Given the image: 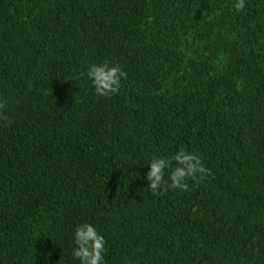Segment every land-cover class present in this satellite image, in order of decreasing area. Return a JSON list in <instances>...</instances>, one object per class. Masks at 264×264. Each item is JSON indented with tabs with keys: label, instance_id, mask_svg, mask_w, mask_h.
I'll return each mask as SVG.
<instances>
[{
	"label": "trees",
	"instance_id": "16d2710c",
	"mask_svg": "<svg viewBox=\"0 0 264 264\" xmlns=\"http://www.w3.org/2000/svg\"><path fill=\"white\" fill-rule=\"evenodd\" d=\"M0 0V264H264V0ZM124 72L99 97L87 69ZM210 169L153 196L146 161Z\"/></svg>",
	"mask_w": 264,
	"mask_h": 264
},
{
	"label": "clouds",
	"instance_id": "9594fccd",
	"mask_svg": "<svg viewBox=\"0 0 264 264\" xmlns=\"http://www.w3.org/2000/svg\"><path fill=\"white\" fill-rule=\"evenodd\" d=\"M233 8L241 12L245 8V0H235ZM86 75L95 94L105 98L118 92L124 78L121 66L107 61L90 65ZM2 109L3 104H0V110ZM146 166L148 171L144 175L153 196L162 195L161 189L187 191V181L201 183L210 174L202 157L183 147L166 156L153 154L146 161ZM72 243L71 255L76 264H105L106 240L91 224H77L72 232Z\"/></svg>",
	"mask_w": 264,
	"mask_h": 264
}]
</instances>
